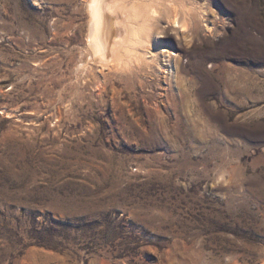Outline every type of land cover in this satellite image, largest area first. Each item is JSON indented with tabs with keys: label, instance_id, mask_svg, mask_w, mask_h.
Listing matches in <instances>:
<instances>
[{
	"label": "rangeland",
	"instance_id": "obj_1",
	"mask_svg": "<svg viewBox=\"0 0 264 264\" xmlns=\"http://www.w3.org/2000/svg\"><path fill=\"white\" fill-rule=\"evenodd\" d=\"M185 1L161 72L0 0V264H264V0Z\"/></svg>",
	"mask_w": 264,
	"mask_h": 264
},
{
	"label": "bare ground",
	"instance_id": "obj_2",
	"mask_svg": "<svg viewBox=\"0 0 264 264\" xmlns=\"http://www.w3.org/2000/svg\"><path fill=\"white\" fill-rule=\"evenodd\" d=\"M85 10L87 53L123 71L144 62L162 72L160 56L174 61L175 66L178 54L159 46L158 33L166 27L186 29L196 17L203 19L202 13L192 12L185 0H86Z\"/></svg>",
	"mask_w": 264,
	"mask_h": 264
}]
</instances>
